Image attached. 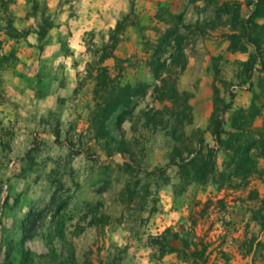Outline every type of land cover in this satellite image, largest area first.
I'll use <instances>...</instances> for the list:
<instances>
[{"label":"rangeland","instance_id":"1","mask_svg":"<svg viewBox=\"0 0 264 264\" xmlns=\"http://www.w3.org/2000/svg\"><path fill=\"white\" fill-rule=\"evenodd\" d=\"M263 60L264 0H0V264H264Z\"/></svg>","mask_w":264,"mask_h":264},{"label":"trees","instance_id":"2","mask_svg":"<svg viewBox=\"0 0 264 264\" xmlns=\"http://www.w3.org/2000/svg\"><path fill=\"white\" fill-rule=\"evenodd\" d=\"M262 59V58H261ZM262 63H264V60L262 61Z\"/></svg>","mask_w":264,"mask_h":264}]
</instances>
